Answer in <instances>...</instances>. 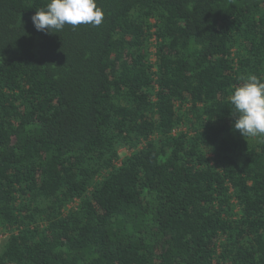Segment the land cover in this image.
<instances>
[{"label": "trees", "instance_id": "obj_1", "mask_svg": "<svg viewBox=\"0 0 264 264\" xmlns=\"http://www.w3.org/2000/svg\"><path fill=\"white\" fill-rule=\"evenodd\" d=\"M0 0V264H264V0H97L98 27ZM124 150V152L122 151Z\"/></svg>", "mask_w": 264, "mask_h": 264}, {"label": "clouds", "instance_id": "obj_2", "mask_svg": "<svg viewBox=\"0 0 264 264\" xmlns=\"http://www.w3.org/2000/svg\"><path fill=\"white\" fill-rule=\"evenodd\" d=\"M105 17L97 0H50L45 8L35 12L31 21L37 31L53 33L65 25L98 27ZM229 101L236 113L234 128L243 137L264 136V80L255 74L242 77Z\"/></svg>", "mask_w": 264, "mask_h": 264}, {"label": "rangeland", "instance_id": "obj_3", "mask_svg": "<svg viewBox=\"0 0 264 264\" xmlns=\"http://www.w3.org/2000/svg\"><path fill=\"white\" fill-rule=\"evenodd\" d=\"M122 151L124 152V150H122ZM125 152H124V154H125ZM5 239H6L5 236H3V235L0 236V245L5 241Z\"/></svg>", "mask_w": 264, "mask_h": 264}]
</instances>
